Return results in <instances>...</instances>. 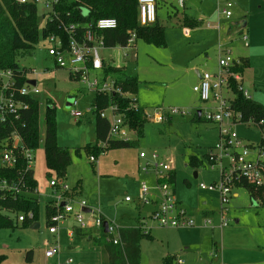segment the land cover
<instances>
[{"label":"rangeland","instance_id":"rangeland-1","mask_svg":"<svg viewBox=\"0 0 264 264\" xmlns=\"http://www.w3.org/2000/svg\"><path fill=\"white\" fill-rule=\"evenodd\" d=\"M182 1L184 4H181ZM229 1L232 3L229 9L232 16L227 19L220 14L227 7L225 1L157 0V19L164 27V44L157 45L138 38L135 46H115L104 50L107 64L127 67L132 74L138 75L137 105L144 109L147 122L137 146L109 149L97 158L96 163L91 162L87 151L81 150L80 154L74 151V148L84 147L82 136L94 137L93 125H89L86 117L79 118L80 122H77L70 114L72 99L82 85L70 78L68 70L54 68V61L47 51V39H42L32 53L17 57L20 66L41 73L38 76L40 97L52 100L56 106L57 141L60 145L73 148L66 176L59 177L53 173V179L64 178L71 188L78 186L79 193L75 199L85 200L91 209H101L104 215L107 211L109 216L106 218L118 227L139 224V215H142L144 226L148 222L154 224L151 227L155 231L152 230L151 235L142 240L143 264H163L169 255L164 254L166 251L171 249V255L181 253V250H174L182 246L178 230L162 228L152 217L151 204L139 212L134 207L135 201L129 205L124 201L126 195L136 196V189L142 180L155 186L153 178H140V174L146 176L138 169V164L144 161L141 153L146 158L154 153L165 161L175 172L176 196L182 195L187 201L194 202V208L202 213L201 221L191 218L196 226L206 230L200 238L204 245L205 264H210V259L217 261L221 256V242L215 239L219 234L220 240L222 236L226 241L228 252L232 253V264H264V199L252 198L246 187H234L227 205L230 224L221 228L219 193L203 190L199 186L200 183L210 184L220 180L219 169L212 168L207 157L210 147L220 138V129L217 124L196 117V110L204 104L193 88L198 83L196 69L210 73L218 70V44L230 49L236 60L248 59L249 66L241 73L244 89L254 100L264 104V0ZM46 11L45 4L39 3L40 29L46 22L43 15ZM185 16L202 19L201 25L187 26ZM243 22L247 24L242 25ZM244 35L248 37V45ZM51 66L54 70L45 72ZM92 94H78V110L85 111ZM236 94L234 89L225 90L230 100H234ZM175 109L179 113H173ZM44 111L43 104L40 110L42 120ZM155 111L163 115L164 121L154 119ZM232 131L252 146L258 145L262 137L260 127L253 120L238 122L232 126ZM135 134H131L132 139L136 138ZM34 154V176L39 189L36 221L40 226L32 228L28 225L32 220L29 217L26 222L16 223V214L0 207V214L13 219L12 225L0 227V264H66L69 257L74 264H102L101 255L95 253L97 247L90 241L74 237L76 241L73 243L63 228L58 235L49 233L46 207L52 201L53 189L50 176L46 173L42 144ZM30 213L19 212V215L29 216ZM205 220L208 221L206 226ZM69 223H72L70 227L79 225L72 220ZM139 227L143 228L140 224ZM144 228V232H149L148 226ZM71 244L81 248L88 246L85 247L88 251L71 253ZM54 246L59 247V253L47 258L45 252ZM30 250L33 252L28 260L26 253ZM226 261L223 262L229 264Z\"/></svg>","mask_w":264,"mask_h":264},{"label":"built area","instance_id":"built-area-1","mask_svg":"<svg viewBox=\"0 0 264 264\" xmlns=\"http://www.w3.org/2000/svg\"><path fill=\"white\" fill-rule=\"evenodd\" d=\"M17 1L19 3L32 2L37 5L43 3L47 10H51L54 3V0ZM218 1H225L227 5L220 14L230 18L232 13L229 9L232 3L229 0ZM138 13L139 23L142 26L155 23L157 21V0H138ZM117 27V19L111 17L99 18L95 22L64 25L61 34H51L46 38L48 54L53 59L57 69L68 70L72 79L78 81L87 92L93 93L94 96L114 97L116 93L123 94L122 89L116 86L114 79L107 75L104 70L106 63L103 53L108 46L100 35L101 30ZM243 39L248 45V37L244 35ZM136 40V33L131 32L126 46L123 47L135 46ZM218 56V70L213 73L201 72L200 80L193 88L199 93L204 104L196 110V117L215 123L220 129V138L214 146L210 147L207 155L212 168L219 169L220 180L210 184L200 183L199 186L203 190L219 193L221 203L220 227L222 228L230 224V220L227 218L230 210L227 205L232 189L245 182L252 184L255 188L264 186V120L261 119L256 122L262 134L258 145H248L236 133H233L232 126L244 121L242 114L234 108V100H230L225 95V90H233L236 85L246 98H251V95L241 83V73L233 69L239 60L232 56L231 50L223 44H218ZM38 76L39 72L31 69L26 83L21 86L17 83L12 70H0V118L2 121H6L8 116L19 119L22 110L29 107L26 98L40 95ZM30 80H36V83L32 84ZM78 105L79 98L75 97L71 103L70 113L76 119L99 111L102 118L110 120V138L130 140L132 139L131 134L136 133L129 126L124 113L112 98L104 109H99L98 102H94V100L87 105L84 112L77 109ZM172 112L179 113V110L175 109ZM153 116L158 122L164 121L163 115L158 111H155ZM140 157L144 159L139 165L140 171L153 176L155 186H151L146 180H142L136 196L137 200L142 204H149L153 198L157 199L158 207L152 217L158 221L160 227H194L195 221L187 214V210L179 204L171 184L167 181L170 177V166L154 153L150 158H146L144 153H141ZM34 159V151L25 144L17 131H12L3 141H0V165L14 168L23 160L26 167L30 169L34 167ZM90 160L95 162L97 158L91 156ZM23 185L22 181L20 183L15 179H0V192L9 193L16 197L26 193ZM50 186L53 188L52 204L58 208V211L49 217L48 230L50 233H57L60 225L68 217L74 216L81 227L102 229L104 223L107 222V241L120 244V228L113 221H105L100 209L95 211L94 216L86 217L84 211L87 207L86 201L74 199L72 188L64 178H52ZM125 200L133 201V197L126 196ZM25 217L23 214L18 215V221H24ZM28 217L33 218V213H30ZM207 222L205 220V226ZM58 253L59 247L54 246L48 249L45 255L47 258H51ZM69 261L71 262L72 259ZM176 263L186 264L182 258H178ZM222 264L227 263L223 262Z\"/></svg>","mask_w":264,"mask_h":264},{"label":"trees","instance_id":"trees-1","mask_svg":"<svg viewBox=\"0 0 264 264\" xmlns=\"http://www.w3.org/2000/svg\"><path fill=\"white\" fill-rule=\"evenodd\" d=\"M43 15L46 22L40 29L36 3L0 0V70H12L17 83L21 86L26 83L30 70L20 66L17 57L32 53L37 44L49 35L61 34L64 25L95 22L99 18L111 17L117 19L118 27L100 31V35L108 47L126 46L131 32L136 33V39L143 38L149 43L164 44V27L158 20L146 26L139 23L138 0H54L52 9L47 10ZM184 23L191 27L200 24L190 16H185ZM248 66V59L245 58L241 59L233 69L243 73ZM104 70L114 79L116 86L122 89L123 94L116 93L114 97L96 95L94 102H98L99 109H104L111 98L116 101L129 126L135 130L136 138L130 140L110 138V120L102 118L99 111H96L94 114L96 116L97 143L74 148L78 154L81 150H85L90 154V157L95 156L96 158L109 149L137 146L139 139L144 135V125L147 122L144 109L137 105L136 95L140 84L138 75L132 74L126 67L113 65L105 66ZM70 78L72 79L71 76ZM233 88L237 91L233 102L234 108L242 114L243 121L264 120V104L253 98H246L236 85ZM26 101L29 103V107L22 110L19 119L8 116L6 121H2L0 118V141H3L9 133L15 130L33 151L42 144L45 149L46 173L50 176V180L54 176L53 173L59 177H65L72 162L73 148L60 145L57 141L55 104L52 100L40 97V95L26 98ZM43 104L45 111L42 120L40 110ZM42 126L44 127L43 131ZM175 178V172L171 171L167 181L172 188H175ZM0 179H15L20 183L22 181L26 191L16 197L0 192V207L15 213L16 223L19 222V212L33 213V218H29L32 220L27 223L28 225L37 222L39 196L34 168L28 169L23 160L14 168L0 165ZM239 186L246 187L252 198L264 199V186L255 188L247 182ZM46 209L48 218L58 211L52 201L47 204ZM27 219L26 215L22 222H26ZM12 224L13 219L10 216L0 214V227ZM76 234L81 237H90L91 231L78 228ZM149 234L140 227H124L120 230L121 244L114 245L107 242L108 234L104 232L96 242L108 255L105 264H142L141 241L144 237L150 236ZM31 256L32 251L30 250L26 253V258L30 260Z\"/></svg>","mask_w":264,"mask_h":264},{"label":"crops","instance_id":"crops-1","mask_svg":"<svg viewBox=\"0 0 264 264\" xmlns=\"http://www.w3.org/2000/svg\"><path fill=\"white\" fill-rule=\"evenodd\" d=\"M181 4H184V1H182V3ZM192 17V16H191ZM192 18H194V17H192ZM226 18V17H225ZM194 19H196L198 22H202V19L201 20H199L198 18H194ZM219 19V18H218ZM228 19V18H227ZM158 20V19H157ZM201 22H200V24L199 25H197V26H195V27H198V26H200L201 25ZM247 23L246 22H243V24L242 25H246ZM240 28H243L242 26L240 27ZM186 33H188L189 31H188V29L186 28ZM241 32V31H240ZM103 55H104V53H103ZM240 61V60H239ZM105 63H106V59H105ZM111 64H107L106 63V65L105 66H110ZM56 66L54 65V68H55ZM54 68L51 66V67H47L46 69H45V72H50V70H54ZM127 68V67H126ZM201 72H203L202 70H200V69H196V73H197V79H198V82H199V80H200V74H201ZM40 74L41 73H39V76H40ZM37 80H38V78H37ZM35 82H36V80H35ZM242 85H243V87H244V84H243V77H242ZM246 90V89H245ZM248 91V90H247ZM77 94L74 96V98L75 97H78L79 95V93H83L84 95L85 94H87L88 92L83 88V87H80V88H78L77 89ZM249 92V91H248ZM74 98L72 99V101L74 100ZM94 98H95V96H94V94H92V99L91 100H89V102H87V105L89 104V103H91L93 100H94ZM251 98H252V96H251ZM71 114V113H70ZM72 116V115H71ZM88 116V117H87ZM83 117H86L87 118V121H88V123H89V125H93V134H94V137L92 138V136H90L89 138H87V137H85V135L84 136H82L83 138H84V143H83V145L85 146V145H87V144H91V145H94V144H96L97 143V136H96V116H95V114H87V115H85V116H83ZM75 118V117H74ZM81 118V117H80ZM79 119V118H78ZM78 119H76L75 118V120H77V122H80ZM82 137H81V139H82ZM80 140V139H79ZM123 155H125V154H123ZM123 158H125V157H123ZM140 159V158H139ZM97 161H95V162H92V163H96ZM138 162H140V160L138 161ZM101 164H102V162H100ZM100 164V165H101ZM140 164V163H139ZM139 164H138V169H139ZM139 172H141L140 171V169H139ZM143 173V172H142ZM144 174V173H143ZM146 176H143V175H141L140 174V178H141V180L142 179H144V178H153V180H154V177L153 176H151V175H147V174H145ZM196 175H197V173H196ZM65 180V179H64ZM66 181V180H65ZM67 182V181H66ZM141 183V182H140ZM139 186H140V184L138 185V187H137V189H136V196H137V194H138V189H139ZM78 187V186H77ZM77 187H72V196L74 197V199L76 198V194L77 193H79L78 192V188ZM53 189V188H52ZM174 189V192H175V195L177 194L176 193V188H173ZM52 192H53V190H52ZM38 193H39V189H38ZM234 195H237V193H235ZM126 196H129V195H126ZM126 196H125V198H126ZM136 196L133 198V201H130V202H128V201H126L125 200V198H124V201H125V203H127L128 205L130 204V203H132V202H134L135 201V203H134V207H137L138 209H139V212H142V209L144 208L145 209V206L146 205H150L151 204V210L154 212L156 209H157V207H158V203H157V199L156 198H153V200H151V202L149 203V204H142V203H140L138 200H137V198H136ZM176 198H177V200H178V202H179V204L182 206V207H184L186 210H187V214L190 216V217H194L196 220H198V221H201L202 220V213L200 212V211H198V210H196L195 208H194V202H192V201H187V199L185 198V197H183L182 195H179V196H176ZM76 200V199H75ZM87 210V211H86ZM97 209H95V210H93V209H91L90 207H89V205H88V203H87V207L84 209V211H85V213H86V217H92V216H94V214H95V211H96ZM101 210V209H100ZM151 211V212H152ZM150 212V213H151ZM105 213V215L103 214V216H104V219H105V221H111V220H109V219H107L106 217L107 216H109V215H107V214H109L107 211H105L104 212ZM149 213V214H150ZM141 216L142 215H139V217L140 218H138V219H140L139 220V224L141 225V226H143V228H141L142 230H145V226H148V230H149V235H151V232H152V230H153V227H151L152 225H154V224H152L151 222L149 223H146L147 225H143L145 222H143V220H141L142 218H141ZM144 216V215H143ZM145 217V216H144ZM74 221V222H76V220H75V218H74V216H70V217H68L61 225H60V227H59V230H58V232L57 233H50L51 235H58V233H59V231L61 232V230H62V228H63V230H65V233H66V235H68L69 237H70V239H71V241L73 242V243H75V241L76 240H73L74 239V237H76V238H79V239H81V240H88V241H90L91 243H92V245H94V246H96L97 247V249L98 250H95V253H98V255H101V258H102V264H105V262H107V260H108V255L103 251V248H102V246H100L97 242H96V240H98L99 238H101L102 237V232H104V233H106L107 234V231H105V227L104 228H96V227H81L80 225H72V227H70V224H72V223H69V221ZM48 221H49V218H48ZM49 223V222H48ZM77 223V222H76ZM139 224H136V223H133V224H131V225H127V226H122V227H119L120 228V230H121V228H124V227H132V228H137V227H139ZM32 225H35L36 227L39 225L40 226V224L38 223V222H35L34 224H32ZM38 226V227H39ZM37 227V228H38ZM78 228H82V229H85V230H89V231H91V236L89 237V236H86V237H81V236H79V235H77L76 234V230L78 229ZM163 228V227H162ZM167 229H171V230H178L177 231V234H178V237H179V243L181 244L180 246H182V247H178V248H176L175 250H174V252H177L178 250L180 251H182L181 253H176V254H173V255H171L172 253V251H171V249H169L168 251H166L164 254H169L168 255V258H167V260H166V262H164L163 264H177L176 263V261H177V259L178 258H182V259H184V261H185V263L186 264H205V260H204V256H203V254H204V251H203V243L201 242V236H203L204 235V232L206 231L203 227H201L200 225H195L194 227H189V228H187V227H183V228H174V227H169V228H167ZM214 228H212V231L214 232V230H213ZM49 231V230H48ZM153 231H155V230H153ZM222 233V232H221ZM119 235H120V231H119ZM107 237H108V235H107ZM107 237H106V240H107ZM227 237H228V235H227ZM120 238H121V235H120ZM215 239L218 241V243L219 242H221V245H222V247H221V256H220V258L219 259H217V261H214L213 259H210V264H214L213 262H215V264H222V262L223 261H228L229 262V264H232L231 262H232V259H231V254L232 253H230V252H228V250H229V248H228V245H227V243H226V241L224 240V239H222V236H221V240H220V234L218 235V236H216L215 237ZM143 240V239H142ZM169 240V242L171 243L172 242V240H171V238H169L168 239ZM107 242H109V241H107ZM109 243H112V242H109ZM218 243H216V248L218 247ZM112 244H114V243H112ZM120 244H121V242H120ZM223 244L225 245V246H223ZM114 245H118V244H114ZM88 248V246H83L82 248L80 247V246H75V245H73V244H71L70 245V247H69V251L71 252V253H77V254H79V253H82V251L81 250H85V251H88L86 248ZM182 248V249H181ZM223 248H226V250L225 251H223ZM183 250H185V251H183ZM32 251V250H31ZM33 252V251H32ZM142 253H143V244H142V241H141V262H142ZM97 258H99L98 256H97ZM70 259H72V257H69L68 258V260L65 262L66 264H74V262H73V259H72V261L70 262L69 260ZM226 261V262H227ZM142 264H143V262H142Z\"/></svg>","mask_w":264,"mask_h":264},{"label":"water","instance_id":"water-1","mask_svg":"<svg viewBox=\"0 0 264 264\" xmlns=\"http://www.w3.org/2000/svg\"><path fill=\"white\" fill-rule=\"evenodd\" d=\"M30 82H31L32 84H35V83H36L35 80H30ZM86 211H87V210H86ZM38 226H39V225H38ZM38 226H37V227H38ZM107 226H108V223L105 222V223H104L105 231L108 230V227H107ZM31 227H32V228H37L35 225H32Z\"/></svg>","mask_w":264,"mask_h":264}]
</instances>
